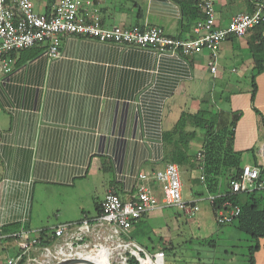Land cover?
<instances>
[{
  "label": "crops",
  "instance_id": "0c3cea01",
  "mask_svg": "<svg viewBox=\"0 0 264 264\" xmlns=\"http://www.w3.org/2000/svg\"><path fill=\"white\" fill-rule=\"evenodd\" d=\"M31 1L37 11H48L53 0ZM92 1L104 26H157L169 36H193L195 23L182 12L185 0ZM214 8L216 26L223 27L234 14L251 12L254 5L251 0H214ZM252 35L251 28L243 37L222 41L214 74L207 65V51L158 55L73 34L63 36L57 57L46 55V43L11 52L12 70L0 74V243L16 245L12 236L22 231L31 239L43 229L54 235L61 224L97 216L105 188L123 200L131 198L141 183L140 173L168 162L180 129L193 134L187 143L189 162L179 166L182 191L188 187L186 194L190 193L183 197H200L202 189L194 193L191 188L197 183V154L204 151L206 129L196 122L200 113L204 126L215 112L238 113L233 149L242 152L244 164L264 167V71L252 77ZM229 73L237 74L238 80L248 73L249 86L232 85L240 80ZM258 182L264 186V181ZM149 185L160 200L159 184ZM145 215L133 223L130 233L121 231V239L149 253L161 246L174 248L166 234L148 251L154 232L141 225ZM54 237L49 246L36 241L24 264L66 241L65 236ZM259 245L257 252L264 239ZM17 250L12 248L0 264H7L5 259Z\"/></svg>",
  "mask_w": 264,
  "mask_h": 264
},
{
  "label": "built area",
  "instance_id": "2783aa9c",
  "mask_svg": "<svg viewBox=\"0 0 264 264\" xmlns=\"http://www.w3.org/2000/svg\"><path fill=\"white\" fill-rule=\"evenodd\" d=\"M251 1L254 5L251 12H238L231 17L226 26L220 27L215 23L214 0H198L197 5L204 17L195 22L192 37L181 38L169 36L157 26L118 24L104 26L99 8L92 0H53L48 11H37L31 0H0V74L12 70L14 60L10 54L14 51L46 43V55L49 58L59 56L62 38L68 34L81 35L99 42L134 45L152 50L158 55L188 56L207 51V65L214 74L217 71L218 53L222 41L229 36H245L262 19L264 0ZM260 154L264 158V142L260 146ZM202 158V152H198L197 159L200 161ZM259 174L260 168L257 165L244 164L240 176L229 181V191L233 194L263 187L258 182ZM138 176L141 183L137 185L131 198L123 200L116 191L105 188L101 210L97 216L83 218L78 223L55 227L54 236H65L66 241L53 249H43L41 262L48 264L64 250L71 251L74 246L91 244L96 238L123 242L119 235L121 231L130 233L136 220L158 208H173L188 217L199 210L200 197L192 199L183 197L178 164L167 162L162 168L150 173H140ZM150 181L159 184L160 200L157 199L155 190L150 187ZM217 195L219 193L216 195L209 193L207 197L213 201ZM222 207L223 209L217 213L218 223H231L240 213L239 205L233 204L228 199L223 202ZM2 237L0 233V238ZM12 237L18 250L15 255L7 257L5 262L19 264L21 256L29 252L37 239L29 238L24 231L15 233ZM118 243L116 245L120 247L121 243L120 245ZM124 243L123 246L130 249L128 253L135 256L140 264H166L164 251L149 253L133 242L124 241ZM65 259L70 258L65 257L62 260ZM126 260L127 255L120 263L126 264Z\"/></svg>",
  "mask_w": 264,
  "mask_h": 264
},
{
  "label": "trees",
  "instance_id": "16d2710c",
  "mask_svg": "<svg viewBox=\"0 0 264 264\" xmlns=\"http://www.w3.org/2000/svg\"><path fill=\"white\" fill-rule=\"evenodd\" d=\"M198 0H185L182 3V12L187 21H194V23L203 18V14L197 5ZM140 17V16H138ZM252 38L249 42L250 52L253 54L254 66L252 68V77L264 71V14L258 24L252 27ZM234 37V36H232ZM258 40L259 45H253V41ZM253 84V89H254ZM255 91L252 90V93ZM258 112V111H257ZM201 113L196 115V122L199 123L205 130L204 151L203 158L195 163V168L199 171L200 183H203V189L208 194L216 195L215 199L211 201L207 196L203 197L200 193L201 200L206 199L212 210L214 219L218 226L232 225L240 232L248 235L253 241V244L248 247V256L250 258L249 264H255L253 254L260 247L259 240L264 239V186L255 187L248 191L233 193L228 189L229 181L238 178L241 174L244 165L242 160V152L235 151L232 146L233 130L239 114L235 112H227L225 110L218 111L213 115H209V123L201 122ZM183 120L181 121V124ZM180 129L178 137L174 139V146L168 154V162L178 164L183 167L188 164L187 143L193 134L184 133ZM191 163H189L190 165ZM202 164V165H201ZM201 165V166H200ZM260 177V178H259ZM258 181H264V167L260 168V176ZM264 185V184H263ZM228 199L233 204H238L240 207L239 215L234 218L231 223H218L217 213L223 209V202ZM101 210V204H100ZM144 215V214H143ZM142 217V216H141ZM37 239L39 246H49L55 240L53 234L47 232V229L40 231ZM129 239V238H125ZM209 239V238H208ZM207 241V240H206ZM209 242V241H208ZM210 242H213L210 241ZM213 245H216L213 243ZM167 252L168 248L161 246ZM160 247V248H161ZM160 248H152L160 249ZM160 249V250H162ZM151 251V250H150ZM163 251V250H162ZM164 252V253H165ZM126 264H140L139 260L126 253ZM27 254L21 256L19 264H24L27 261Z\"/></svg>",
  "mask_w": 264,
  "mask_h": 264
},
{
  "label": "rangeland",
  "instance_id": "374dc122",
  "mask_svg": "<svg viewBox=\"0 0 264 264\" xmlns=\"http://www.w3.org/2000/svg\"><path fill=\"white\" fill-rule=\"evenodd\" d=\"M229 65L231 64L229 63ZM236 75L229 73V77L234 79H237ZM239 80L240 82L238 83L232 82V85L235 84L240 87L249 86L248 73L246 77ZM215 83L218 84V80ZM217 87L219 86L217 85ZM197 171L194 173L197 175V183H193L191 188H193L194 193L198 188L200 190L202 189V195L206 197L207 193L203 189V183H200L199 173ZM188 189L187 187L186 190ZM186 190L184 192L182 191L183 195L185 193L187 195L185 197L189 198L190 193L186 194ZM198 205L199 210L191 217L185 216L182 212L169 207L146 213L145 218L141 221V225L151 226L154 232L153 243L146 244L148 251H150L152 244H158V242L163 241V235L167 234L174 248L166 253V264H249L248 247L253 244L250 237L236 230L234 226H218L215 222L210 204L206 199L199 200ZM50 219L52 220V217ZM123 237L128 238L127 235ZM88 240L90 239L88 238ZM212 240L213 242H210ZM95 242L98 245H102L104 242H108V244L118 243L117 240H108L105 238H96ZM120 243H118L120 247L113 250L109 261L106 259L103 260L99 254L96 255L97 247L93 243L87 244L86 251L90 256L82 264H95L97 262L100 264H119L130 250L128 247L123 246L125 244L124 241L122 242L120 240ZM213 243L216 245H213ZM83 246V244L79 247L74 246L71 251L69 249L64 250L63 253L57 258H53L48 264H72L73 261H66L65 263L64 261L66 259H62L65 257L71 259L73 256L84 257L83 248L85 246ZM12 248L16 249V245L13 242L8 244L0 243V261H3L6 255L11 254ZM253 256L255 264H264V245L258 252L255 251ZM32 264L43 263L41 259H38Z\"/></svg>",
  "mask_w": 264,
  "mask_h": 264
},
{
  "label": "bare ground",
  "instance_id": "6f19581e",
  "mask_svg": "<svg viewBox=\"0 0 264 264\" xmlns=\"http://www.w3.org/2000/svg\"><path fill=\"white\" fill-rule=\"evenodd\" d=\"M93 245L95 247H97L96 249V255L99 254L100 257L104 260H108L111 258V255L113 253V250L115 248H119L118 245L114 244V243H110V244H103L102 246H99L97 243L93 242ZM87 246L88 245H85V247L83 248V258L80 259V260H76V261H73L72 264H82L83 262L87 261L86 258H88L90 255L88 254V252L86 251L87 249ZM85 250V251H84ZM68 264H71V263H68ZM95 264H100L99 262L95 263ZM121 264V263H119Z\"/></svg>",
  "mask_w": 264,
  "mask_h": 264
},
{
  "label": "water",
  "instance_id": "95a60500",
  "mask_svg": "<svg viewBox=\"0 0 264 264\" xmlns=\"http://www.w3.org/2000/svg\"><path fill=\"white\" fill-rule=\"evenodd\" d=\"M76 260H80V258H72V259H70V260H68V261H76ZM66 263V262H65Z\"/></svg>",
  "mask_w": 264,
  "mask_h": 264
},
{
  "label": "clouds",
  "instance_id": "9594fccd",
  "mask_svg": "<svg viewBox=\"0 0 264 264\" xmlns=\"http://www.w3.org/2000/svg\"><path fill=\"white\" fill-rule=\"evenodd\" d=\"M72 259V258H71ZM81 259V258H80ZM68 260H70V259H68ZM68 260H65L64 262H66V261H68Z\"/></svg>",
  "mask_w": 264,
  "mask_h": 264
}]
</instances>
